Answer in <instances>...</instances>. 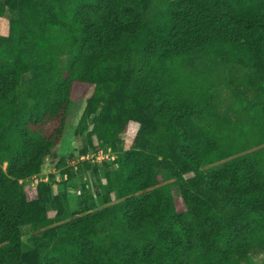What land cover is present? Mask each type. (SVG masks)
<instances>
[{
  "label": "trees",
  "instance_id": "trees-1",
  "mask_svg": "<svg viewBox=\"0 0 264 264\" xmlns=\"http://www.w3.org/2000/svg\"><path fill=\"white\" fill-rule=\"evenodd\" d=\"M75 102L97 140L163 137L127 146L106 172L112 244L99 212L62 218L46 207L47 184L21 185L58 152ZM256 248L264 0H0V264H240Z\"/></svg>",
  "mask_w": 264,
  "mask_h": 264
},
{
  "label": "rangeland",
  "instance_id": "rangeland-1",
  "mask_svg": "<svg viewBox=\"0 0 264 264\" xmlns=\"http://www.w3.org/2000/svg\"><path fill=\"white\" fill-rule=\"evenodd\" d=\"M153 8L150 9V13ZM14 14V13H13ZM68 55L62 56V61L66 64ZM200 63L199 58L195 64ZM31 74L25 76V81H29ZM222 79V76L221 78ZM220 89L225 92V84L220 85ZM84 103H73L69 119L66 127L65 137L60 145L58 152L52 156L43 169L37 174L39 181L47 184L49 187L44 194L46 207L53 210L62 218H67L69 214L81 211H95L100 213L101 221L99 231L105 236L109 244L117 240L119 235L116 224L113 221L111 206L114 201L106 202L102 197L107 190L106 172L108 169L112 171L115 159L118 153L131 144H140L144 149L151 150L157 147L158 142L163 137L156 135L147 138L138 139L133 135L125 137L118 141L117 146L106 143L103 140H97L95 137L88 135V129L83 128L82 112ZM92 122V117L89 124ZM163 143L160 145H164ZM102 151V152H101ZM103 155L104 158L98 161V156ZM84 157V158H83ZM66 158L67 161L61 165V160ZM218 163L207 165L216 167ZM4 169L7 168V162L3 164ZM43 179V180H41ZM21 185L25 189H33L38 184L34 178L30 177L21 180ZM206 196L214 198L226 204L227 192L221 187H217L209 181L202 180L200 184ZM173 193L177 196L181 195V188L177 183H173ZM33 229L30 224L22 226V239L26 250L34 247L32 241ZM240 264H264V249H253L248 257Z\"/></svg>",
  "mask_w": 264,
  "mask_h": 264
},
{
  "label": "built area",
  "instance_id": "built-area-1",
  "mask_svg": "<svg viewBox=\"0 0 264 264\" xmlns=\"http://www.w3.org/2000/svg\"><path fill=\"white\" fill-rule=\"evenodd\" d=\"M101 152H102V151H101ZM83 158H84V157H83ZM103 158H104L103 155H99V156H98V161H101V162H102ZM32 178H34L35 183H37V182L40 180V179L37 177V174L33 175ZM27 179H28V178H27ZM41 180H43V179H41Z\"/></svg>",
  "mask_w": 264,
  "mask_h": 264
}]
</instances>
